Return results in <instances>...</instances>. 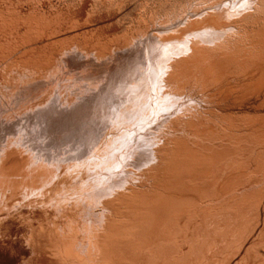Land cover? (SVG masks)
Segmentation results:
<instances>
[{
  "label": "bare ground",
  "instance_id": "6f19581e",
  "mask_svg": "<svg viewBox=\"0 0 264 264\" xmlns=\"http://www.w3.org/2000/svg\"><path fill=\"white\" fill-rule=\"evenodd\" d=\"M0 264H264V0H0Z\"/></svg>",
  "mask_w": 264,
  "mask_h": 264
}]
</instances>
